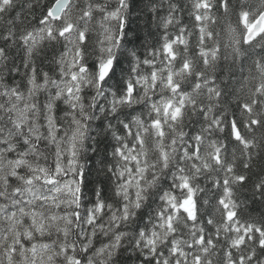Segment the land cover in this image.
Here are the masks:
<instances>
[{
  "label": "snow or ice",
  "instance_id": "snow-or-ice-1",
  "mask_svg": "<svg viewBox=\"0 0 264 264\" xmlns=\"http://www.w3.org/2000/svg\"><path fill=\"white\" fill-rule=\"evenodd\" d=\"M146 7L137 47L132 0H0V264H116L126 245L141 264H264V217L239 199L264 153V0ZM98 136L113 195L90 199Z\"/></svg>",
  "mask_w": 264,
  "mask_h": 264
},
{
  "label": "trees",
  "instance_id": "trees-1",
  "mask_svg": "<svg viewBox=\"0 0 264 264\" xmlns=\"http://www.w3.org/2000/svg\"><path fill=\"white\" fill-rule=\"evenodd\" d=\"M52 0H42L43 6L47 7ZM114 3V0H113ZM148 0H132V8L130 11V24L128 28V39L132 46L139 47L146 40L152 42L155 39L154 35H150V33L155 34L156 28L155 24H149V16L151 15L150 10L146 7ZM233 5L237 3V0H232ZM249 5L255 6L258 3V0H247ZM40 9H37L34 13H32L28 17V21L31 23H35V20L32 19V16L39 18ZM23 19V17H21ZM234 20L235 17H232ZM28 21H25L27 24ZM185 22L188 23L187 18H185ZM191 28V25L189 24ZM216 31L220 32L221 38L224 37V32L222 31L224 27V21L221 20L220 24L215 26ZM0 30H2V22H0ZM192 41H195V36L193 35ZM51 56V50H47L45 55L37 58V65L39 69L43 71H51V66L49 62V57ZM19 57H17L16 63L19 64ZM238 71V70H237ZM19 79V78H17ZM236 79L233 78L231 81V87L235 88ZM94 124L93 127L96 128L98 126ZM258 136L261 133H257ZM99 143L96 145L97 151L90 152L87 168L88 172L86 174L87 180V195L91 199L92 198V188L99 182L104 187V195L106 197H112L113 195V184L112 182L103 175L99 170L102 168L104 163H108L111 159V149H112V141L110 137H97ZM249 181L247 185L240 191L239 199L244 203V214L246 217L259 220L261 217H264V198L259 195H254L253 185L258 182L261 178H264V153L255 158V162L251 168V171L248 173ZM103 238H100L96 241V247L100 246V243ZM259 255V251H258ZM264 259V257H261ZM141 257L138 254L131 251L130 248L126 245L124 249L121 250L119 256L116 258V264H141Z\"/></svg>",
  "mask_w": 264,
  "mask_h": 264
}]
</instances>
